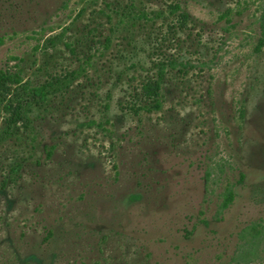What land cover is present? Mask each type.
<instances>
[{
  "label": "rangeland",
  "instance_id": "374dc122",
  "mask_svg": "<svg viewBox=\"0 0 264 264\" xmlns=\"http://www.w3.org/2000/svg\"><path fill=\"white\" fill-rule=\"evenodd\" d=\"M0 70L74 73L0 141V264H264V0H0Z\"/></svg>",
  "mask_w": 264,
  "mask_h": 264
},
{
  "label": "trees",
  "instance_id": "16d2710c",
  "mask_svg": "<svg viewBox=\"0 0 264 264\" xmlns=\"http://www.w3.org/2000/svg\"><path fill=\"white\" fill-rule=\"evenodd\" d=\"M155 79L148 80L141 86V92L144 96L152 97L155 99L154 108L158 107L156 98L159 96L161 89V81L163 79L164 68L160 65L156 70ZM74 74V73H73ZM73 74L68 75L65 78H56L51 82H44L39 84H30L28 81H21L18 79L17 75L9 74V72L0 70V86H4V82L12 81L14 83L13 97L16 101V106L12 108V116L8 118V121L4 129L0 132V141L6 137L14 134L15 118L26 119V111L32 102H42L45 101L47 95L65 85L71 78ZM233 193L229 189L225 201L222 203V208H225L229 202L232 200Z\"/></svg>",
  "mask_w": 264,
  "mask_h": 264
}]
</instances>
